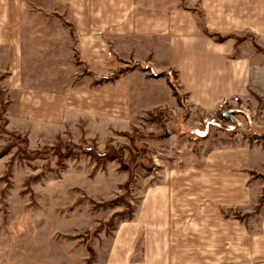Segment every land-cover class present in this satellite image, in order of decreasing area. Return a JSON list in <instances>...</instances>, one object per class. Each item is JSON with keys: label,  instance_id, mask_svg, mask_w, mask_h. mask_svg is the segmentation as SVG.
Listing matches in <instances>:
<instances>
[{"label": "rangeland", "instance_id": "rangeland-1", "mask_svg": "<svg viewBox=\"0 0 264 264\" xmlns=\"http://www.w3.org/2000/svg\"><path fill=\"white\" fill-rule=\"evenodd\" d=\"M19 5L20 0H0V12L25 8L42 16L47 27L70 31L74 39L68 9L49 0H22L21 10ZM32 56L28 73L35 85L45 82L48 72L60 77L62 92L72 88L98 93L102 87L114 88L122 75L139 70L149 79L172 80L181 102L173 94L177 103L157 107L162 110L156 117L149 112L157 108L100 117L84 107L82 113L76 112L69 103L60 107L58 124L33 125L20 132L8 126L4 88L8 74L0 73V105L6 106L7 120L5 132L0 131V153L7 151L0 156V264H88L90 257L92 264H109L121 226L137 218L151 187L171 186L172 181L177 190L175 223L167 228L171 264H264L260 253V248L264 253L263 93L249 91L217 107L201 108L181 92L173 70L153 78L144 70L149 63L131 70L135 63L115 58L102 61L103 70L90 69L74 48L61 49L57 64H37ZM37 65L43 77L36 82ZM117 73L116 80L103 79ZM154 98L168 100L163 91ZM152 100L144 105L156 103ZM136 105L133 99L125 112ZM13 115L19 120L15 109ZM57 146L66 156L63 161L52 151ZM25 148L43 156L27 159L22 154ZM109 151L116 154L114 159H107ZM201 175L213 178L208 184L218 178L227 181L213 193L209 187L202 191ZM148 245L142 235L131 260L121 253L122 259L115 261L146 264L142 262Z\"/></svg>", "mask_w": 264, "mask_h": 264}, {"label": "crops", "instance_id": "crops-1", "mask_svg": "<svg viewBox=\"0 0 264 264\" xmlns=\"http://www.w3.org/2000/svg\"><path fill=\"white\" fill-rule=\"evenodd\" d=\"M49 2L69 10L75 27L74 39L70 31L47 27L42 23V16L32 15L23 7V11L14 7L0 12V73L8 74L4 88L9 100L8 126L13 130L26 132L33 125L58 124L60 107L69 103L76 112L82 113L80 108L84 107L100 117H107L109 112H115L111 116L116 114V117L133 111L139 114L140 110L147 112L177 103L167 80L149 79L148 73L139 70L122 75L114 88L102 87L98 93H81L72 88L62 92L60 77L48 72L45 82L35 85L28 73L32 54L37 64L44 61L57 64L59 52L64 48L77 49L81 61L99 71L103 70L107 52L117 61L149 63L156 73L173 70L177 72L181 92L191 104L201 108L217 107L219 103L242 98L249 91L264 94V56L261 55L264 53V0ZM218 36L225 40L218 41ZM37 67L36 82L38 76L43 77V71L39 72ZM159 91L167 95L166 102H156L154 97ZM133 99L137 102L136 108L126 113ZM150 100L156 103L144 105ZM13 109L19 120L14 119ZM210 179L213 178L209 175L200 176L198 186L202 191L209 187L213 193L212 189L224 187L222 182L227 181L218 178L208 184ZM172 184L173 181L171 186L151 187L137 218L119 229L118 241L111 251L114 257L109 264H118L115 258L122 259L121 253L126 254L127 261L131 260L142 235H146L149 244L142 263L171 264L167 228L175 223L172 217L177 190ZM206 196L215 199L214 194ZM260 253L264 255L261 248Z\"/></svg>", "mask_w": 264, "mask_h": 264}, {"label": "trees", "instance_id": "trees-1", "mask_svg": "<svg viewBox=\"0 0 264 264\" xmlns=\"http://www.w3.org/2000/svg\"><path fill=\"white\" fill-rule=\"evenodd\" d=\"M205 33L207 35H209V36H213V35H210L207 31H205ZM217 40H224V38L218 36L217 37ZM141 66H142L141 64H135L134 67L131 68V70L134 69V68L141 67ZM144 70L149 71L151 73L150 76L153 77V78H160V77H163L165 75L163 73L162 74H156L153 71V69H152L151 66H144ZM118 76H119V73L114 74L111 77H105L103 79L104 80H116V79H118ZM167 82H168L169 86L171 87L174 96L177 98V100L179 102H181V97H180L179 91H178L177 87L174 85V82L172 80H170V79H167ZM5 109H6V106L0 105V131H2V132H5V128L7 126V120L4 118ZM161 110L162 109L157 108V109H155V111L149 112L150 117H152V116H155V117L158 116L157 113L160 114L161 113ZM153 120L156 121L157 119L155 118ZM17 139H19L21 141L20 138L17 137ZM22 141H24V143L27 142L26 140H22ZM59 149H61V147L60 146H57L56 148H53L52 151L55 153L54 155H57L59 161H63L64 159H66L65 158L66 156L65 155L62 156ZM91 151H92V148L89 149V152H91ZM6 152H7L6 150L3 151L2 153H0V156L4 155ZM113 153H114V151H109V153L106 155V157H107L108 160L114 159L116 157L115 156L116 154H113ZM22 154L27 159H30V160H36V159H39V158H41L43 156V153L42 152H39V153L38 152L30 153L27 149L26 150H23ZM92 260H93V257H90L88 264H92Z\"/></svg>", "mask_w": 264, "mask_h": 264}, {"label": "built area", "instance_id": "built-area-1", "mask_svg": "<svg viewBox=\"0 0 264 264\" xmlns=\"http://www.w3.org/2000/svg\"><path fill=\"white\" fill-rule=\"evenodd\" d=\"M105 58H113V54L111 52H107L105 55ZM96 60H99V59L96 58Z\"/></svg>", "mask_w": 264, "mask_h": 264}, {"label": "water", "instance_id": "water-1", "mask_svg": "<svg viewBox=\"0 0 264 264\" xmlns=\"http://www.w3.org/2000/svg\"><path fill=\"white\" fill-rule=\"evenodd\" d=\"M227 117H229V115H228L227 113H224V114H223V118H224V119H227Z\"/></svg>", "mask_w": 264, "mask_h": 264}]
</instances>
